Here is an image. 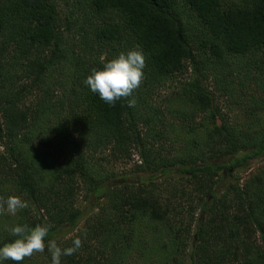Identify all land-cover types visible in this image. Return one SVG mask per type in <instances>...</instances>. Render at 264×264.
Listing matches in <instances>:
<instances>
[{
  "label": "trees",
  "instance_id": "obj_1",
  "mask_svg": "<svg viewBox=\"0 0 264 264\" xmlns=\"http://www.w3.org/2000/svg\"><path fill=\"white\" fill-rule=\"evenodd\" d=\"M133 48L136 106H110L83 81ZM263 156L264 0H0V198L30 202L0 245L47 224L82 240L62 264H264V162L238 172Z\"/></svg>",
  "mask_w": 264,
  "mask_h": 264
},
{
  "label": "clouds",
  "instance_id": "obj_2",
  "mask_svg": "<svg viewBox=\"0 0 264 264\" xmlns=\"http://www.w3.org/2000/svg\"><path fill=\"white\" fill-rule=\"evenodd\" d=\"M145 66V54L133 48L105 61L100 68L92 69L83 83L110 106L125 98L127 106L134 108L136 99L133 92L140 87ZM29 207L30 202L17 195L0 198V214L6 213L9 217H16ZM6 231L13 239L0 245V264L8 261L23 264L25 258L45 252L50 257V264H62V257L74 255L82 246V240L77 237L72 240L71 246L60 247L55 239L48 238L50 227L47 224L29 227L16 223L6 226Z\"/></svg>",
  "mask_w": 264,
  "mask_h": 264
},
{
  "label": "rangeland",
  "instance_id": "obj_3",
  "mask_svg": "<svg viewBox=\"0 0 264 264\" xmlns=\"http://www.w3.org/2000/svg\"><path fill=\"white\" fill-rule=\"evenodd\" d=\"M182 83H184V77L183 76H179L177 75L176 77H171L166 79L163 83H161L155 90L154 94L152 95V97H150L152 105L154 108H156L157 110L164 111L165 114V119L168 120V124L171 125L172 120V116H174V110L177 109V105L179 104V100L175 97L177 94V91L180 90ZM36 91V90H35ZM35 93V92H34ZM223 101V100H222ZM225 110H229L227 107L224 108ZM167 111L169 112V114L167 113ZM230 115V116H229ZM233 115H236V117L241 118L239 116V112L238 110L233 111L231 110L230 113H228V116L230 118V120L233 118ZM171 117V118H170ZM176 126V125H175ZM138 155L135 151L132 152L131 154V159L130 161H128V165L124 168V163L123 161H117L115 162V164L111 165L112 168L118 170H124L126 171V169H129L130 165L132 166L134 163H136L138 161ZM264 162V156L260 157V158H254L253 160H251L247 166H245L243 169L239 170V174L242 177L247 176L249 173L254 172L262 163ZM81 195V194H80ZM79 203L81 204V200H83V196H79ZM83 203V202H82ZM6 217L2 218L3 219V223L5 225H10V219L11 217H7V214L5 213ZM69 235H67V237H69ZM40 254H34L31 258H37L39 257Z\"/></svg>",
  "mask_w": 264,
  "mask_h": 264
}]
</instances>
